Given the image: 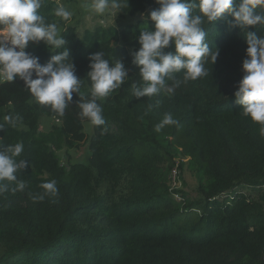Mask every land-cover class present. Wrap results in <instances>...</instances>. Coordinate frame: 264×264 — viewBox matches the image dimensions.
I'll return each instance as SVG.
<instances>
[{"label": "trees", "instance_id": "obj_1", "mask_svg": "<svg viewBox=\"0 0 264 264\" xmlns=\"http://www.w3.org/2000/svg\"><path fill=\"white\" fill-rule=\"evenodd\" d=\"M58 5L45 0L40 11L49 22L59 21L84 96L90 98L91 53L123 60L130 78L101 102L106 124L92 125L88 138L89 121L76 104L58 117L19 78L0 82V123L6 115L22 118L17 128L6 124L0 138L22 142L21 158L29 161L19 176L28 182L25 191L0 194V264H264V135L235 102L247 47L240 28L230 27L226 16L205 24L210 47L219 49L209 77L171 96L137 100L132 85L140 77L130 53L140 47L145 20L78 35L52 14ZM155 7V0H129L118 15ZM249 30L264 34L261 25ZM26 51L42 64L52 54L43 43ZM165 113L178 124L157 132ZM43 115L54 120L46 132L40 130ZM87 140L85 162L61 163L58 151ZM184 158L198 176L197 200L180 190L177 200L169 191L170 170L175 159L180 170ZM52 179L58 195L33 199Z\"/></svg>", "mask_w": 264, "mask_h": 264}, {"label": "clouds", "instance_id": "obj_2", "mask_svg": "<svg viewBox=\"0 0 264 264\" xmlns=\"http://www.w3.org/2000/svg\"><path fill=\"white\" fill-rule=\"evenodd\" d=\"M155 3L158 7L140 14L145 20L137 37L140 47L130 53L140 77V83L132 85V95L137 100L160 94L171 96L181 85L209 77L210 65L217 61L219 49L210 47L205 24L226 16V23L239 27L247 44L242 61L244 74L234 92L235 102L244 116L259 123L264 135V34L257 36L249 30L264 26V0H155ZM44 5L45 0H0V82L19 78L36 102L58 117L76 104L81 118L93 126H104L101 102L129 80V70L121 59L109 60L103 51L91 53L87 72L90 98H86L81 92L83 78L76 73L59 21L49 22L41 14ZM83 6L95 15L116 17L129 8V0H85ZM52 14L62 21H70L73 16L59 5ZM149 19L154 30L148 26ZM41 43L52 53L44 64L38 56L26 51L30 45ZM74 94L78 96L75 101ZM21 119L19 115L4 116L0 130H5L6 124L17 128ZM177 124L171 113H165L155 131ZM23 152L22 142L6 144L0 138V194L24 192L27 188L28 182L19 178L29 167V161L21 158ZM41 188L43 192L33 199L58 195L55 179L42 183Z\"/></svg>", "mask_w": 264, "mask_h": 264}, {"label": "rangeland", "instance_id": "obj_3", "mask_svg": "<svg viewBox=\"0 0 264 264\" xmlns=\"http://www.w3.org/2000/svg\"><path fill=\"white\" fill-rule=\"evenodd\" d=\"M60 4V6L65 7L69 11L73 13V16L70 21H64L65 25H74L76 27V31L78 35H82L85 29H93L95 26H108L115 25L119 29L123 28L132 23L144 20L141 17V13H137L133 16H119L112 17L108 14L103 16L93 14L89 9L84 7L85 0H55ZM90 2V0H88ZM150 26H152L154 30L153 22L151 21ZM54 124V120L48 116L43 115L40 119V130L43 132L49 131L51 126ZM84 132L87 135V138L92 133V125L90 122H84ZM88 140L83 141L78 148L75 149H62L58 151V156L60 158L61 163H65L67 160L71 162H85L88 157ZM182 167L179 170V180L180 186L178 190L182 191L185 198L190 200H197L200 198V195L197 192L198 186V176L195 170H192L188 167V161H185ZM175 161H178L175 159ZM251 194H255L251 192ZM180 197L181 194H180ZM204 233V229L199 231L197 235H202ZM1 250V249H0Z\"/></svg>", "mask_w": 264, "mask_h": 264}, {"label": "built area", "instance_id": "obj_4", "mask_svg": "<svg viewBox=\"0 0 264 264\" xmlns=\"http://www.w3.org/2000/svg\"><path fill=\"white\" fill-rule=\"evenodd\" d=\"M178 160V159H177ZM179 160L175 161L174 166L171 168L168 176L169 191L174 199L180 200V193L177 191L180 186L179 180Z\"/></svg>", "mask_w": 264, "mask_h": 264}]
</instances>
